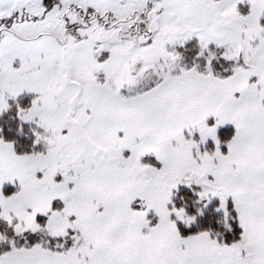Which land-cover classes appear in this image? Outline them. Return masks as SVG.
Segmentation results:
<instances>
[{
    "label": "snow or ice",
    "instance_id": "6c2138e0",
    "mask_svg": "<svg viewBox=\"0 0 264 264\" xmlns=\"http://www.w3.org/2000/svg\"><path fill=\"white\" fill-rule=\"evenodd\" d=\"M0 264H264V0H0Z\"/></svg>",
    "mask_w": 264,
    "mask_h": 264
}]
</instances>
